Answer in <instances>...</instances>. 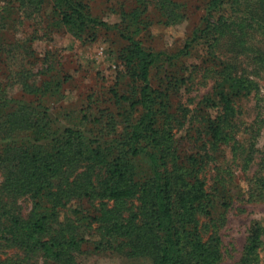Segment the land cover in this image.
<instances>
[{
    "label": "trees",
    "instance_id": "trees-1",
    "mask_svg": "<svg viewBox=\"0 0 264 264\" xmlns=\"http://www.w3.org/2000/svg\"><path fill=\"white\" fill-rule=\"evenodd\" d=\"M42 1L0 0V14L11 2L24 7ZM50 1L56 22L77 38L106 26L85 0ZM135 1L129 12L121 11L118 26L126 41L119 56L135 96L118 88L111 93L116 106L128 103L136 115L118 112V120L110 109L101 108L95 116L85 113L77 126L53 129L54 120L42 104L5 96L0 101V238L11 253L14 247L25 256L40 255L42 264H79L82 223L71 221L64 211L72 200L89 198L100 201L93 219L107 249L149 264L221 262L220 216L205 171L211 152L233 135L236 100L258 87L255 78L264 70V0H209L200 24L173 55L143 47L138 36L149 26L148 6L146 0ZM159 9L171 23L181 16L170 0ZM198 46L212 63L207 69L214 77L208 103L214 115L194 138L203 140L198 151L181 158L176 131L184 129L190 116L188 109L172 112L171 98L187 87L198 68L182 62ZM152 68L156 86L150 79ZM137 156L149 164L143 180L135 179ZM257 185L264 190L263 180ZM21 198L32 202L27 217L16 212ZM133 200L136 205L124 216L122 205ZM263 245L264 227L252 224L238 264H252ZM4 260L9 259L0 257Z\"/></svg>",
    "mask_w": 264,
    "mask_h": 264
},
{
    "label": "rangeland",
    "instance_id": "rangeland-1",
    "mask_svg": "<svg viewBox=\"0 0 264 264\" xmlns=\"http://www.w3.org/2000/svg\"><path fill=\"white\" fill-rule=\"evenodd\" d=\"M165 1L146 0L145 15L149 26L138 38L145 49L173 55L200 24L209 0H170L177 5V12L181 15L174 23L167 20V15L159 9ZM85 2L90 5L92 14L106 26L94 27L81 38L56 22L50 0L24 7L11 2L5 14H0V94L3 95L0 101L5 96L10 101L35 106L42 104L54 120L53 129L77 126L85 113L95 116L101 108L110 109L116 116L118 112L126 116L136 115L128 103L116 106L111 89L118 88L121 93L135 96L131 79L119 56L126 41L121 38L118 26L121 11L129 12L137 3L135 0ZM182 62L187 66L198 65L187 87L171 98L172 112L177 114L181 109H188L190 116L184 129L176 131L179 154L185 158L198 151L203 140L195 142L194 138L201 133L200 127L203 129L205 122L214 115L208 103L214 77L207 72L212 69V63L207 61L206 51L199 46ZM156 77V69L152 68L150 79L153 86L157 85ZM255 81L258 87L250 95L236 100L233 135L225 145L211 152L212 159L205 171L207 187L216 195L215 209L220 216L217 222L222 247L220 264H238L251 225L257 223L264 227V190L260 191L257 185V181H264V70ZM23 82L28 87L23 86ZM30 87L33 92L29 91ZM251 149H254L252 159L247 162L246 156ZM134 164L135 179L143 180L149 175V164L144 156H137ZM224 201L226 206L222 204ZM136 203L133 200L122 205L124 216ZM18 207L16 212L19 210L27 217L32 202L29 198H21ZM99 207L98 199L81 198L69 202L64 211L71 221L82 223L79 226L82 242L78 263L149 264L128 259L100 244L98 224L93 219L99 215ZM2 220L6 223L5 217ZM10 248L0 238V257L9 259L0 261V264L43 262L40 255L25 256L14 247L11 253ZM252 264H264V245Z\"/></svg>",
    "mask_w": 264,
    "mask_h": 264
}]
</instances>
